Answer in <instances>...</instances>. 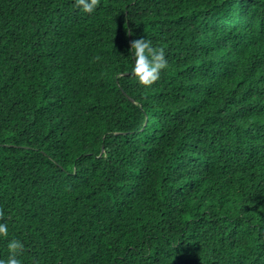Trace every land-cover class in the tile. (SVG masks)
Masks as SVG:
<instances>
[{"label":"trees","instance_id":"obj_1","mask_svg":"<svg viewBox=\"0 0 264 264\" xmlns=\"http://www.w3.org/2000/svg\"><path fill=\"white\" fill-rule=\"evenodd\" d=\"M0 208L21 264H264V0H0Z\"/></svg>","mask_w":264,"mask_h":264},{"label":"clouds","instance_id":"obj_2","mask_svg":"<svg viewBox=\"0 0 264 264\" xmlns=\"http://www.w3.org/2000/svg\"><path fill=\"white\" fill-rule=\"evenodd\" d=\"M99 4L100 0H75V6L87 14H92ZM130 50L135 59L132 75L141 86L145 88L151 87L160 79L161 72L168 68L165 49L163 47H154L150 40L141 38L134 39L131 42ZM4 216V210L0 208V221L4 219ZM7 235V224L0 223V237H7ZM7 248L9 255L6 259H0V264H21V260L18 257L24 253V244L19 240L13 239L7 244Z\"/></svg>","mask_w":264,"mask_h":264}]
</instances>
